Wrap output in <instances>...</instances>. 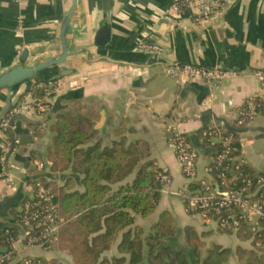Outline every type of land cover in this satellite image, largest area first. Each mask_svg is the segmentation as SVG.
<instances>
[{"label":"crops","instance_id":"0c3cea01","mask_svg":"<svg viewBox=\"0 0 264 264\" xmlns=\"http://www.w3.org/2000/svg\"><path fill=\"white\" fill-rule=\"evenodd\" d=\"M71 1L0 0V74L17 62L25 47L32 62L59 54V28ZM172 1L77 0L67 29L72 55L63 64L74 72L56 77V67L44 69L34 80L17 87L11 98L21 95L14 106L23 104L34 84L54 85L45 96L46 110L24 109L12 123V137L19 143L10 150L6 172L0 176V227L11 224L12 213L30 197L28 181L37 174L53 173L47 151L52 149L57 115L68 113L90 123V138L77 149L94 143L107 147L122 138L126 144L141 139L148 143L155 166L170 176L171 183L162 189L156 210L145 218L137 216L136 225L149 229L161 212L169 211L177 230L190 225L198 234L207 233L201 237L204 249L213 245L229 248L227 264H245L238 260L236 249L252 250V239L242 241L234 232L203 223L187 198L177 194L190 195L193 182L181 172L173 140L180 134L191 141L198 153L194 181L203 182V188L211 184L216 188V180L205 171L220 142L211 132L227 131L250 97L257 96L264 103V90L253 74L264 69V0H228L224 11L199 24L192 22L189 11L181 14L178 23H166L161 15ZM139 41L156 44L160 51H141ZM172 63L215 67L228 73L214 85L201 78L170 76L166 67ZM4 103L5 93L1 92L0 111ZM24 130L28 142L20 144ZM237 140V159L253 174L264 176V106L241 127ZM5 146L6 138L0 136V156ZM36 162L44 164L43 170L36 168ZM65 173H71L70 169ZM57 175L48 177L52 188L63 185L61 174ZM75 188L82 190L79 181ZM18 227L12 262L23 257H57L74 264L70 255L38 245L27 247L23 229ZM119 240L120 236L102 256H119Z\"/></svg>","mask_w":264,"mask_h":264},{"label":"trees","instance_id":"16d2710c","mask_svg":"<svg viewBox=\"0 0 264 264\" xmlns=\"http://www.w3.org/2000/svg\"><path fill=\"white\" fill-rule=\"evenodd\" d=\"M35 94L42 96L43 88H36ZM89 124L88 120L68 113L58 114L53 127L52 149L47 154L53 173L37 174L28 181L32 184L41 179L51 187L48 177L57 178L58 173L62 176L63 185L52 188L61 220L59 230L48 247H41L70 255L74 264H227L231 254L229 248L213 245L204 249L201 237L207 233L198 234L190 225L177 230L169 211L161 212L149 229L136 225L137 216L145 218L158 206L163 187L158 172L163 170L155 166L150 158L148 143L141 139L126 144L122 138L107 147L94 143L86 149H77L90 138ZM241 127L232 124L222 133L233 134L234 156L240 152L237 134ZM7 135L9 148L13 149L10 130ZM220 149L219 142L215 151ZM209 166L210 176L216 181L222 166L226 167L228 187L232 189L243 185L244 176H254L243 164L235 170L224 163L216 166L211 162ZM68 169L71 171L69 174L65 173ZM76 181H79L82 190L75 188ZM189 188L192 191L203 189L197 182L190 183ZM255 189L254 183L251 191ZM255 192V198L264 199V187ZM12 214L13 222L0 227L2 246H6L5 230H9L14 237L19 233L21 212L15 210ZM259 224L262 229L256 233L243 221L235 229L218 228L234 232L242 241L252 239V250L236 249L238 260H245V264H261L264 260V221ZM119 236L116 247L119 256L103 257L102 254ZM48 260L52 264H65L57 257Z\"/></svg>","mask_w":264,"mask_h":264},{"label":"built area","instance_id":"2783aa9c","mask_svg":"<svg viewBox=\"0 0 264 264\" xmlns=\"http://www.w3.org/2000/svg\"><path fill=\"white\" fill-rule=\"evenodd\" d=\"M228 0H174L163 11L162 18L168 23H178L183 12L191 13V20L195 24L203 23L211 20L219 15L226 7ZM141 51L157 54L160 51L158 45L139 41L137 44ZM166 73L173 77L201 78L212 84H219L226 77V71L215 67H206L198 64H171L166 67ZM254 77L259 83V87L264 90V69H256L253 72ZM54 85L52 82H42L34 84L28 94V100L23 104H18L11 108L7 114L0 120V136L6 138V146L0 156V176L6 172V157L11 152L7 131L11 129L10 121L13 117L21 113L24 109L42 112L48 108L45 100L46 94ZM36 88H43L44 94L37 96ZM264 106L262 100L253 96L239 108L236 120L233 124L236 126H244L251 122L257 115L258 111ZM211 135L219 136L221 149L215 151L212 163L221 166L223 163L227 166L231 165L233 169H238L243 164L242 159L232 155L233 134L223 135L218 131H212ZM11 142L14 145L19 143L17 137H12ZM174 154L180 165L181 172L190 182H195L197 177L196 161L198 153L191 141L183 135L177 134L173 140ZM14 148V147H13ZM236 163V164H235ZM36 168L41 171L44 164L35 163ZM226 167L222 166V170L217 174L216 188H203L199 191H192L190 195H183V192L177 193L187 198L189 204L194 210H198L197 215L205 224H215L217 228L226 229L231 227L235 229L241 221L247 223L253 233L259 232L262 227L259 222L264 221V199L255 198L256 190L264 187V176L254 174L243 177V185L240 188H229L228 178L225 172ZM210 172L208 165L205 169ZM162 189L170 185V176L164 172H158ZM236 177V176H235ZM255 183V191H251L252 185ZM200 184L203 182L200 181ZM31 191L30 197H27L21 203L19 208L21 212L19 226L23 228L25 245L46 246L56 239L57 232L61 220L58 214V205L54 201L55 193L52 187L47 186L41 179H37L34 183L29 184ZM6 246L0 249V264H52L48 258L44 260L41 257H23L16 258L14 243L18 240L5 230Z\"/></svg>","mask_w":264,"mask_h":264},{"label":"water","instance_id":"95a60500","mask_svg":"<svg viewBox=\"0 0 264 264\" xmlns=\"http://www.w3.org/2000/svg\"><path fill=\"white\" fill-rule=\"evenodd\" d=\"M77 0H72L71 5L64 15L58 33L60 42V52L56 57H49L37 62H32L30 59V53L28 48H23L18 56L17 62L9 69L0 74V93H5V103L0 111V120L7 114V112L18 102L21 95L11 99L14 95V91L26 81H32L36 75L49 67H56L57 76L64 77L74 72V69L64 66L66 59L72 55L68 50L67 45V29L71 16L76 8ZM226 8V7H225ZM225 10V9H224ZM223 10V11H224ZM164 21V20H163ZM167 23V21H165ZM175 64V63H172ZM171 65V64H170ZM16 117H13L10 121L12 125ZM27 131H23L20 135V144L27 143ZM29 140H32L30 138Z\"/></svg>","mask_w":264,"mask_h":264},{"label":"rangeland","instance_id":"374dc122","mask_svg":"<svg viewBox=\"0 0 264 264\" xmlns=\"http://www.w3.org/2000/svg\"><path fill=\"white\" fill-rule=\"evenodd\" d=\"M47 152H50V151H47ZM57 189V187H55Z\"/></svg>","mask_w":264,"mask_h":264}]
</instances>
